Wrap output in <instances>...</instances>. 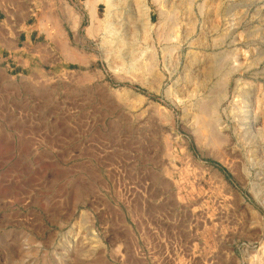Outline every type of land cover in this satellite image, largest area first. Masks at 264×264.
Returning <instances> with one entry per match:
<instances>
[{
    "label": "rangeland",
    "instance_id": "obj_1",
    "mask_svg": "<svg viewBox=\"0 0 264 264\" xmlns=\"http://www.w3.org/2000/svg\"><path fill=\"white\" fill-rule=\"evenodd\" d=\"M0 264H264V0H0Z\"/></svg>",
    "mask_w": 264,
    "mask_h": 264
},
{
    "label": "bare ground",
    "instance_id": "obj_2",
    "mask_svg": "<svg viewBox=\"0 0 264 264\" xmlns=\"http://www.w3.org/2000/svg\"><path fill=\"white\" fill-rule=\"evenodd\" d=\"M67 13H68V11H67ZM70 15V16H69ZM44 16V15H43ZM66 19H68V20H72V17H71V14L70 13H68V17H66ZM41 20V19H40ZM43 20V19H42ZM45 24V23H44ZM57 24H58V22L56 23V25H52V24H50L49 25V31H48V36H50L51 38H53V39H55L54 37L56 36V35H60L61 34V32L59 31V26H57ZM96 20H93V22H92V26H91V28H90V32H92L93 33V31L95 30L96 31V29H98L97 27H95L96 25ZM88 31V32H89ZM164 34V33H163ZM58 37V36H57ZM160 39V38H159ZM63 44V43H62ZM65 45V44H64ZM64 45H62V46H64ZM64 50H63V48H62V52H64L65 50H66V52H68L67 50V47H65L64 46ZM69 53H71V52H69ZM68 53V54H69ZM67 54V53H66ZM70 56V55H69ZM223 64V63H222ZM219 70V69H218ZM220 71V70H219ZM212 75V74H211ZM219 80V79H218ZM211 81V80H210ZM217 82V81H216ZM223 89V88H222ZM219 91V90H218ZM215 101V100H214ZM206 107V106H205ZM213 109H216V108H213ZM199 111H201L202 113L203 112H205L206 111V109H205V111H202V110H199ZM208 111H209V109H208ZM207 113V112H206ZM208 113H210V112H208ZM207 113V115L206 116H208L209 114ZM203 114H205V113H203ZM203 114H202V116H203ZM206 116H205V118H206ZM213 116V115H212ZM204 119V118H203ZM211 119V118H210ZM201 121H202V119H200ZM211 120H213V119H211ZM211 120H204L203 122H201L202 123V126H200V127H202L203 129L202 130H206V132L207 133H209V131H208V129L212 126V125H214V123L216 122V121H214V123H213V121H211ZM199 122V121H198ZM200 123V122H199ZM200 123V124H201ZM215 126V125H214ZM214 126H213V128H214ZM212 128V127H211ZM216 128V127H215ZM217 128H218V126H217ZM199 130V129H198ZM213 130V129H212ZM216 129H214V131H215ZM213 131V132H214ZM212 132V131H211ZM211 132H210V136L212 135L211 134ZM212 132V133H213ZM216 132L217 133H215L214 135H216V138H214V136L212 137V139L214 138V140H212L211 142L213 143H211L213 146H211V144H209L211 147H210V149L213 147L214 149L213 150H218L217 148H218V146H219V143L221 144V145H224V144H222L223 142L225 143L226 141L224 140L223 142H222V139H220L219 137H218V131L216 130ZM204 133V131H202V134ZM199 135V134H198ZM204 135V134H203ZM202 135V136H203ZM222 135V134H221ZM201 136V135H200ZM207 136V135H206ZM202 139H204V136H203V138ZM199 140V139H198ZM200 140H201V137H200ZM210 140V138L208 139V141ZM204 141V140H203ZM228 141V140H227ZM199 142V141H198ZM202 143V142H201ZM210 143V142H209ZM206 144V143H205ZM226 144V143H225ZM230 144V143H229ZM203 145V144H202ZM220 145V146H221ZM206 146H208V143H207V145ZM243 146V145H242ZM208 148V147H207ZM216 148V149H215ZM222 148H224L223 146H222ZM221 149V148H220ZM219 149V150H220ZM219 150H218V153H219ZM210 151V150H209ZM222 151H223V149H222ZM222 151H220V152H222ZM216 152V151H215ZM226 152V151H225ZM223 153V152H222ZM224 154V153H223ZM229 154V153H228ZM224 156V155H223ZM237 156V155H236ZM216 157H217V155H216ZM225 159V158H224ZM234 164V163H233Z\"/></svg>",
    "mask_w": 264,
    "mask_h": 264
}]
</instances>
